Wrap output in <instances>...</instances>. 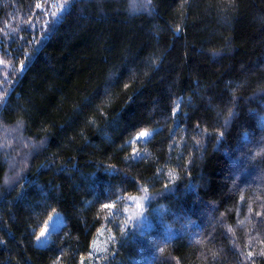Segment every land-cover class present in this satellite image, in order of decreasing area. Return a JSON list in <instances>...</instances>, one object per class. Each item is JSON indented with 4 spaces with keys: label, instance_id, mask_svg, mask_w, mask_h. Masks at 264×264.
<instances>
[{
    "label": "trees",
    "instance_id": "obj_1",
    "mask_svg": "<svg viewBox=\"0 0 264 264\" xmlns=\"http://www.w3.org/2000/svg\"><path fill=\"white\" fill-rule=\"evenodd\" d=\"M147 4L0 0V126L42 144L16 180L0 152V264H264V0Z\"/></svg>",
    "mask_w": 264,
    "mask_h": 264
},
{
    "label": "rangeland",
    "instance_id": "obj_2",
    "mask_svg": "<svg viewBox=\"0 0 264 264\" xmlns=\"http://www.w3.org/2000/svg\"><path fill=\"white\" fill-rule=\"evenodd\" d=\"M147 3H148L147 0H131L130 6H131L132 10L140 11V10H142V8L146 7V5H148ZM53 13H56V12L53 11ZM52 17H56V15L52 14ZM31 30L34 31L33 29H31ZM19 41L22 42V39H19ZM16 42H17L16 38H15V41L13 38L12 39H6L2 35V32L0 31V49L3 48L4 46L9 47L10 44L14 45ZM0 61H2V63H0V91H2L4 89L6 91L8 89L7 86L9 84V80L11 79V75H10L11 71H13L15 69H16V71L19 70L22 65H21V62L18 65L14 64V63H12V64L10 63L7 66L8 68L6 70H2L1 66H3L4 61H3V58L1 55V51H0ZM0 131H1L2 136H3V140H6V141L9 140L12 144V151H14V152H11L10 148L9 147L5 148V146L0 147V152L1 153H7L8 152V154L13 156L11 159L8 160L7 163H8L9 171H11V173H14L13 180H16L18 178V175L16 173L21 172L22 168L25 170V167L27 166V164L24 163V161H26L25 159L29 158V156L31 155L32 152H34V151L36 152L35 148L39 149L40 147H42V144H39L38 142H35L31 139L25 138L23 131H22L21 123H15V124L9 125V126L4 125V127L0 126ZM10 155L4 154V157L7 159ZM6 159H5V161H6ZM5 181L8 182V177H6V179H4V184H5ZM147 199H148V196L143 193L141 196L130 197L126 201V203L128 204V208L124 212V216L128 218V221H127L128 224L125 226H130V229L128 228V230L133 231L136 234H141L144 231L143 229L148 222V218L145 216V213H144V208L147 205V203H146ZM138 204L140 205V207H137ZM57 214H58V220L60 222L59 226L57 227V229H58L60 226L63 225L64 221H63V217L61 216L60 213H54L51 217H57ZM157 214H159V213L157 212ZM157 214H156V217L159 216ZM120 215L122 217L123 210H122V213H120ZM212 221H213L212 218L209 217V222H212ZM52 223L53 222L49 221V219H48L46 221V223L43 225V227L41 228V230L44 229L47 225H50ZM161 224H162L161 225V231L164 228H167L166 227L167 224H164V223H161ZM181 229H183V228H181ZM40 231L38 232L37 236L39 235ZM187 232H188V227H187V230L185 229L184 233L186 234ZM103 234L104 233L101 231L99 236L96 238V240L92 246L93 250L94 249L100 250V251L104 250V244L101 243V238L103 237ZM162 237L164 238V236H162ZM48 242H49V239L47 240V242L45 244L43 238L39 242L35 238V243L37 245H40V246H45V245H47ZM157 242H160V239L157 240Z\"/></svg>",
    "mask_w": 264,
    "mask_h": 264
},
{
    "label": "snow or ice",
    "instance_id": "obj_3",
    "mask_svg": "<svg viewBox=\"0 0 264 264\" xmlns=\"http://www.w3.org/2000/svg\"><path fill=\"white\" fill-rule=\"evenodd\" d=\"M68 3L69 0H64V5L62 7H58L57 8V12L56 13H52L53 15H57V13H60V15H57V20L55 22H59L60 18L62 17V14L64 12H66L68 10ZM148 3H151V0H148ZM37 8H40L41 5L37 4L36 5ZM53 7H56L55 5H53ZM47 23V21H46ZM16 29H12V31H15ZM177 31H179V29H177ZM0 63H2V61H0ZM27 67V65H22L21 66V71H23L25 68ZM3 101V94H0V102ZM178 107V105H177ZM173 115H175V111L173 112ZM235 115L234 113H230V116ZM152 137V133L149 131H140L138 136L136 137L137 141H140L141 143H147L150 138ZM129 143H132V141H129ZM0 147H2V145H0ZM134 154V158H135ZM5 183H7V181H5ZM106 208H112L113 206L111 204H106L105 205ZM137 207H140V205L138 204ZM49 221H52L53 223L50 225H47L44 229H42L39 233V235L36 237L37 241H41L42 238L46 244L47 240L51 238V233H54L57 229V227L59 226V220H58V214L57 217H49ZM264 254V253H262ZM252 256V252L248 253V257L250 258Z\"/></svg>",
    "mask_w": 264,
    "mask_h": 264
}]
</instances>
